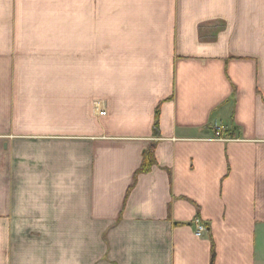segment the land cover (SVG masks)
<instances>
[{"label":"crops","instance_id":"obj_1","mask_svg":"<svg viewBox=\"0 0 264 264\" xmlns=\"http://www.w3.org/2000/svg\"><path fill=\"white\" fill-rule=\"evenodd\" d=\"M212 240L264 264V0H0V264H211Z\"/></svg>","mask_w":264,"mask_h":264},{"label":"trees","instance_id":"obj_2","mask_svg":"<svg viewBox=\"0 0 264 264\" xmlns=\"http://www.w3.org/2000/svg\"><path fill=\"white\" fill-rule=\"evenodd\" d=\"M158 120H159V108L156 111L155 127L158 126ZM154 151H155V148L152 146L149 150L145 152L143 164L140 170H138V172L135 174V177H134L135 181L139 175L149 173L151 169L157 164ZM211 242H212L211 264H215V261H216L215 245H214L213 240Z\"/></svg>","mask_w":264,"mask_h":264},{"label":"built area","instance_id":"obj_3","mask_svg":"<svg viewBox=\"0 0 264 264\" xmlns=\"http://www.w3.org/2000/svg\"><path fill=\"white\" fill-rule=\"evenodd\" d=\"M95 113L98 117H105L107 115L106 109L102 102L101 103L97 102L95 104ZM217 132L221 133L222 130L218 129ZM195 227H196V236L198 238H202L203 236H205V234L207 233V229L200 221L196 222Z\"/></svg>","mask_w":264,"mask_h":264},{"label":"rangeland","instance_id":"obj_4","mask_svg":"<svg viewBox=\"0 0 264 264\" xmlns=\"http://www.w3.org/2000/svg\"><path fill=\"white\" fill-rule=\"evenodd\" d=\"M219 26H221L222 31L225 30L226 29V20H221V22H219ZM99 103H101V102H99Z\"/></svg>","mask_w":264,"mask_h":264}]
</instances>
